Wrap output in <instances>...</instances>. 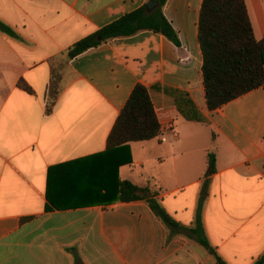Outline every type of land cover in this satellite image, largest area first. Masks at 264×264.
Wrapping results in <instances>:
<instances>
[{"label": "crops", "instance_id": "0c3cea01", "mask_svg": "<svg viewBox=\"0 0 264 264\" xmlns=\"http://www.w3.org/2000/svg\"><path fill=\"white\" fill-rule=\"evenodd\" d=\"M149 1L0 0V21L17 35L0 32V264L215 263L194 239L171 234L145 199L119 201L118 180L149 190L185 228L207 182L202 222L217 254L227 264L264 255V87L207 108L202 0L163 7L179 47L142 31L67 57L74 43ZM244 2L261 40L264 0ZM138 83L161 132L130 143V161L116 169L128 151H108L107 139Z\"/></svg>", "mask_w": 264, "mask_h": 264}, {"label": "trees", "instance_id": "16d2710c", "mask_svg": "<svg viewBox=\"0 0 264 264\" xmlns=\"http://www.w3.org/2000/svg\"><path fill=\"white\" fill-rule=\"evenodd\" d=\"M156 5L148 12L146 4L129 12L94 33L80 39L67 50V57L74 58L93 47L113 39L134 36L142 31H151L164 36L175 46H180L177 31L163 14L167 0H150ZM198 43L202 55V78L207 108L214 111L224 104L253 90L264 87V38L256 40L244 0H202L197 24ZM0 32L17 38L13 29L0 21ZM19 89L32 93L23 81ZM160 125L148 90L136 84L121 109L107 139V150L122 148L144 142L160 134ZM118 160L116 169L130 161ZM208 173L215 170V156L207 154ZM205 182L199 196L192 226L185 228L175 222L155 200L149 190L141 189L128 180H118V200L129 202L145 199L153 213L169 229L171 234H185L194 239L215 258L214 264H227L209 243L203 227L202 209L207 198ZM254 264H264V255Z\"/></svg>", "mask_w": 264, "mask_h": 264}, {"label": "built area", "instance_id": "2783aa9c", "mask_svg": "<svg viewBox=\"0 0 264 264\" xmlns=\"http://www.w3.org/2000/svg\"><path fill=\"white\" fill-rule=\"evenodd\" d=\"M168 130L170 131V133L172 134V136L174 137V138H176L177 137V132L174 130V127H173V125H172V123H170L168 126ZM164 140V139H163Z\"/></svg>", "mask_w": 264, "mask_h": 264}, {"label": "water", "instance_id": "95a60500", "mask_svg": "<svg viewBox=\"0 0 264 264\" xmlns=\"http://www.w3.org/2000/svg\"><path fill=\"white\" fill-rule=\"evenodd\" d=\"M155 5H156V4H155L153 1H149V2L146 4V9H147V11L150 12V11L154 8Z\"/></svg>", "mask_w": 264, "mask_h": 264}, {"label": "rangeland", "instance_id": "374dc122", "mask_svg": "<svg viewBox=\"0 0 264 264\" xmlns=\"http://www.w3.org/2000/svg\"><path fill=\"white\" fill-rule=\"evenodd\" d=\"M102 245H100L99 247H101ZM100 249H102V254L105 253V250L101 247Z\"/></svg>", "mask_w": 264, "mask_h": 264}]
</instances>
